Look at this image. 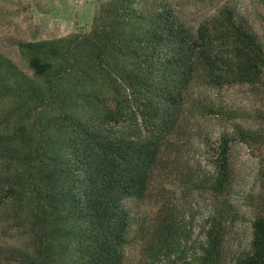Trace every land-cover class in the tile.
<instances>
[{"label": "trees", "instance_id": "trees-1", "mask_svg": "<svg viewBox=\"0 0 264 264\" xmlns=\"http://www.w3.org/2000/svg\"><path fill=\"white\" fill-rule=\"evenodd\" d=\"M17 46L30 72L0 51V264H127L136 249L137 264H223L233 205L214 207L195 243L154 192L193 119L236 115L196 90L264 88V42L238 8L191 27L167 0H107L89 30ZM259 118L233 123L212 176L187 183L229 194L231 144L264 147ZM263 170L236 264H264Z\"/></svg>", "mask_w": 264, "mask_h": 264}, {"label": "rangeland", "instance_id": "rangeland-1", "mask_svg": "<svg viewBox=\"0 0 264 264\" xmlns=\"http://www.w3.org/2000/svg\"><path fill=\"white\" fill-rule=\"evenodd\" d=\"M105 1L0 0V51L30 72L19 53L17 41L60 38L76 31L89 30L96 11ZM167 1L174 7L179 19L191 27H197L219 7L235 5L264 42V0ZM195 92L202 100L235 110L236 115L233 119L215 116L193 119L188 134L175 138L181 145L180 155L176 154L178 158L170 171L158 178L154 195L158 192V208L164 202L169 204L191 227L189 235L195 243L205 239L203 225L211 210L221 201L230 202L238 217L226 227L223 264H236L238 253L248 250L251 241V224L257 211L252 197L262 190L264 147L246 144L239 139L232 142L230 161L233 183L230 193L224 196L202 181L200 185L187 183V176L191 173L197 175V182L212 176L220 138L224 133L235 132L233 123L252 128L262 124L259 115L264 114V88L234 85L221 90L201 88ZM233 135L236 137V134ZM175 166L182 168L176 170ZM155 206L154 203L151 207L156 210ZM138 258L140 253L136 249L127 264H137Z\"/></svg>", "mask_w": 264, "mask_h": 264}]
</instances>
